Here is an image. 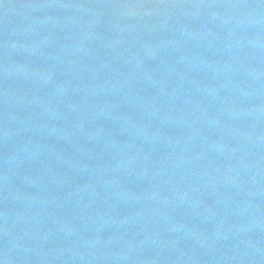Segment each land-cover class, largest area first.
I'll list each match as a JSON object with an SVG mask.
<instances>
[{
  "label": "water",
  "instance_id": "water-1",
  "mask_svg": "<svg viewBox=\"0 0 264 264\" xmlns=\"http://www.w3.org/2000/svg\"><path fill=\"white\" fill-rule=\"evenodd\" d=\"M0 264H264V0H0Z\"/></svg>",
  "mask_w": 264,
  "mask_h": 264
}]
</instances>
